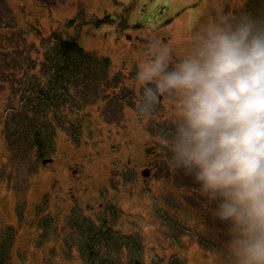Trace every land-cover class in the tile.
<instances>
[{
    "label": "rangeland",
    "instance_id": "374dc122",
    "mask_svg": "<svg viewBox=\"0 0 264 264\" xmlns=\"http://www.w3.org/2000/svg\"><path fill=\"white\" fill-rule=\"evenodd\" d=\"M106 1L109 4L108 11L111 19H118L121 21L120 23L113 21L110 24L113 27L107 24L101 27L90 25L89 28H86L87 25L85 24H79V26L65 31L58 28L59 24L75 17L78 11L77 8L74 11L75 14H67L68 11L65 10L73 11L72 6H64V9L58 7L46 11L44 14L47 15L49 24L46 25L47 21L44 20L42 24L37 25L36 29H31L23 21L17 24L15 19L4 12L3 6V10L0 11V50H2L0 52V67L4 69L15 64L16 71L22 73L34 71L33 68L39 70L44 65L51 66L50 59L54 57V36L62 35L67 39L78 36L81 47L97 53L99 58H97L98 61H86L81 70L76 71L81 72L78 83L74 81V75L68 76L67 79L71 78V82L76 86L81 85L82 101L87 100V104H91L92 99L99 96L103 82L107 80L104 77L108 75V70L104 66V58L109 59L112 71H118L117 76L120 75L122 84V79H128L132 81L129 84L130 87L135 88L136 78L132 80V77L134 71L137 69L138 72L140 68L139 66L136 68V65L143 64L144 58L133 56L132 40L139 44L140 48L147 47L143 40H148L153 50H157L158 43L166 46L171 45V49L180 56L170 62V65L175 66L190 54L192 42L189 38L195 31L199 30L200 25L214 21L218 14L229 15L233 20L239 18L243 15V8L248 0ZM61 3L65 4L64 1ZM20 10L25 11L24 9ZM89 11L91 12V10ZM101 14L102 11H98L97 16ZM83 18L84 16L81 17V19ZM165 18L173 21L170 23L163 22ZM30 22H32V26L36 25L35 18H32ZM127 23L141 27V29L131 30ZM165 24H169L165 27L166 29L159 30V27ZM165 30H171L170 34H166ZM124 32H129L131 39L125 38L122 34ZM50 33L51 37L44 40L43 37H47ZM159 33L161 35H158ZM137 35L143 40H136ZM95 37L98 38L97 41H94ZM167 37L170 39L169 42L164 40ZM41 38L43 40L40 42ZM38 49L42 52H38ZM44 50H47L46 53H44ZM129 66L131 70L128 69ZM120 70H124L127 78L121 76ZM18 81H21L22 86L28 91L39 83V79L33 77L28 78V80L19 79ZM29 81L33 82L32 85L27 84ZM109 91L111 94L107 96L108 102L101 110L102 113L108 115V119L112 120L116 115L121 119L122 112H133V107L129 105L130 100L133 99L126 100L125 104L121 101L122 96H124L123 85H114ZM112 91H118L119 94L115 96ZM5 96L11 97L10 91L6 88H0V98ZM131 96L141 95L131 93ZM4 103L1 104L0 114H2L4 106L11 108V105ZM135 103H137V99H135ZM74 107L82 112V121H85L88 125L94 127L99 123L101 127L105 126L106 121L97 120L96 112L100 110L96 111V106L92 110L94 111L93 117L90 113L86 114L88 110L78 105H74ZM155 111L165 115L168 111L171 112L172 109L166 101L162 104L159 103ZM13 112L16 113L17 110ZM177 115L176 112L173 113L174 119L171 122L165 120V118H169L168 115L159 117L163 134L168 129L174 130L175 125L173 124H176L175 118ZM2 131L0 130V138L3 141L4 134H6V137L13 133L9 126L6 127L4 132ZM106 138V133L102 135L89 133L86 137H82V143L102 148L107 143ZM68 141L72 143V140ZM8 144H14V141ZM67 153L68 149L61 146L52 153V156L47 153L48 157H53V164L44 167L39 165L36 156L31 159L28 156L24 157L22 153L16 152L13 153L10 159L4 155V149L0 145V159H3L4 162L0 167V240H3L7 245L11 241H15L9 249L11 264H56L54 260L56 253L68 254L69 251L74 249L73 255L77 259L75 264L85 263L76 247L72 246L70 248L71 242L67 240L68 238H59L58 240L63 241L62 244H58L57 240V235L61 236L65 232L69 235L66 229H68V226L71 227L74 218V216H68L71 212L69 211L70 208L67 209L68 202H63V199L68 198L69 195L59 193V190H55L52 186L54 177L58 182L64 174L63 159ZM14 155L16 161H14ZM111 161V156L107 152L103 153V160L90 164L91 175L97 180H103L104 166ZM120 172L117 173L118 176H121ZM182 176H189L192 182L171 186L169 190H165L164 187L161 189L162 186L157 184H147L145 189H139L135 183L125 185L113 183L112 187L116 197H121L120 193L123 190L134 186L132 188L134 196L138 200H142L139 203L131 204L124 198L120 203L119 211L114 209L113 212L123 227L122 229L120 225L118 227L116 225L121 234L125 233L128 239L133 237L130 236L132 234L134 235L132 239L135 241L144 239L145 247L138 251L132 248L128 239L122 240L121 255H119L120 249H118L116 243L110 246L108 251L104 252L101 257L93 260L92 263L136 264L140 262V255L143 256L142 252L144 251L145 262L157 260V263L154 264H228L229 252L227 245L232 238L230 234L231 225L229 222L221 221L215 215V209L220 201L212 200L206 194H201L199 191L200 185L194 181L192 176L185 174L184 169L182 170ZM65 183L66 180L63 178L61 184ZM83 185L86 186L85 193H88V196L95 194L96 183L80 184L77 186V190L82 191ZM155 198L157 200H154ZM196 200L200 201L202 205H198ZM152 205H154L153 211H151ZM109 206L104 207L108 208ZM93 208L94 210L100 209L98 207ZM133 215L145 217L147 224L142 227L134 224L130 220L134 217ZM41 218L43 220L38 223ZM155 219L161 227L169 225L171 231L161 233L159 237L154 238L158 233L155 225L149 224V222H155ZM90 221L94 227L104 228L101 221L91 219ZM51 222L53 226L57 227L58 231H64L58 232V234L57 231L53 234L50 233L47 227L51 225L47 224ZM103 223L105 222L103 221ZM76 227L81 233L89 231L86 226ZM175 228H178L179 231L176 232ZM80 244L86 254L87 261L90 252L94 254L99 252V244L96 241L90 243L86 237H83ZM63 247L65 248L64 251H62ZM123 255L124 261L122 260ZM129 258H131L130 262L127 261Z\"/></svg>",
    "mask_w": 264,
    "mask_h": 264
},
{
    "label": "clouds",
    "instance_id": "9594fccd",
    "mask_svg": "<svg viewBox=\"0 0 264 264\" xmlns=\"http://www.w3.org/2000/svg\"><path fill=\"white\" fill-rule=\"evenodd\" d=\"M190 54L172 66L170 48L149 51L136 74L148 104L181 97L168 161L219 200L229 222L228 264H264V20L218 14L190 36Z\"/></svg>",
    "mask_w": 264,
    "mask_h": 264
},
{
    "label": "flooded vegetation",
    "instance_id": "af4514ba",
    "mask_svg": "<svg viewBox=\"0 0 264 264\" xmlns=\"http://www.w3.org/2000/svg\"><path fill=\"white\" fill-rule=\"evenodd\" d=\"M21 1L23 4L30 5V10H27L25 6V12L22 14L18 12V0H0V11L4 6V12L11 16V18L15 19L17 24L18 22L23 21L25 24L27 23L31 29H36L38 24H42L44 20H47V15L44 14V12H46V4L51 5L56 2L55 0H33V3H31L30 0ZM34 2H39L43 8L36 10ZM32 18H35L36 20L35 26H32V22H30ZM172 21V19L165 18L163 22L170 23ZM127 24L131 30L141 29V27L135 26L131 23ZM167 25L169 24H165L163 26L161 25L159 30L166 29L165 27ZM111 27L113 26L111 25ZM170 32L171 30H165L166 34H170ZM122 34L125 38L131 39V34L129 32H124ZM158 35L161 34L159 33ZM136 40L141 41L143 39L137 35ZM164 40L168 42L170 41L169 37ZM143 41L147 47L140 48L139 44L133 42V40L131 42V47L133 56H138L140 58L143 57L145 62L149 59V51L154 52L156 50L151 48L148 40ZM160 46H162V44L158 43L157 49ZM168 47L171 50L168 56V61L170 63L175 58H178L179 55L171 49V45ZM0 52H2V50H0ZM141 65L142 64H137L136 68ZM128 69L131 70V67L129 66ZM106 70H108V75L107 77H104L107 80L103 82L102 90L99 92V96L93 98L91 104H87L88 101H82L81 85L76 86L71 81L63 82L61 80L59 85H55V87H53L59 89L60 96L58 97V103L67 106V113L62 115L59 129H56V138L53 148L54 151H57L59 146L67 148L68 153L65 154L63 159L64 174L61 179L57 182L55 177L52 174L51 175L54 177V183H52L53 188L55 190H59V193H65L66 195H70L76 191L80 192L77 190V186L80 184L89 185L96 183V196H88L92 205L89 206V204H87L86 207H88L89 210H91L92 207L100 208L95 210L93 208L91 213H89V217L93 221H104V226H107L108 228V226H112L113 223H116V220H119L113 212L114 209H116L114 205V198L116 197V194L114 193V189L112 187L113 183L116 185L135 183L136 187L139 189H145L147 184H157L162 186L161 189L164 187L165 190H169L171 186L191 183L192 180L189 176H182V168H173L170 166L168 161L171 159L172 154L169 150V143L171 140V134L174 130L168 129V131H165V134H163L160 127V116L168 115L169 118H165V120L171 122V120L174 119L173 113L176 112L178 115L175 118V121H177L179 117V104H181L180 97L162 96L160 104L168 101V104L172 109L171 112L168 111L165 115L154 111L150 115L140 116L137 113V110L148 104V100L142 94L141 84L135 80L136 83L134 87H136L132 88L129 85L132 81L128 79H122L123 84L121 83L120 75L117 76L118 71H112L109 68ZM119 72L122 77L124 76L127 78V75L124 74V70H120ZM136 74L137 69L134 71L132 80L136 78ZM32 77L39 79V84L44 88V90L48 87V85H51L49 82V75L44 73L42 67L36 71L31 70L30 72H20V74L16 71L15 64L7 66L4 69L0 67V88H6V90L8 89L11 94V97L5 96L0 98V107L2 102H5L4 104L11 105V108L4 106L3 112L0 114V130H3L2 132H4L6 127L9 126L13 132L11 134L14 135L17 133V127L19 128L18 117L13 111L18 109L20 103L17 89L23 88L21 81L18 80H28V78ZM118 84L123 85L124 88V96H122L123 98L121 97L122 103L125 104L126 100L133 99L132 101L130 100L129 103L130 107H133V112H122L121 119H119L116 115L114 119L110 120L108 119V115L102 113L101 110L108 102L107 96L111 94L109 89ZM112 93L115 96L119 94L118 91H112ZM131 93H138L141 96L132 97ZM135 99H137V103H135ZM73 104L88 110L86 111V114L90 113L92 114V117L94 115V111L92 110L96 106V111L100 110L99 112H96L97 120L106 121L105 126L101 127L100 124L97 123L93 127L88 125L85 121H82V112H79L76 107H74L75 109H72L70 106ZM87 119L90 120L91 118ZM89 133H97L98 135L106 133L107 143L102 146V148L83 144L82 137H86ZM5 135L6 134H4V141L0 138V145L4 149V152L7 151V147L9 148V146L10 151H16V142L14 141V144L9 145ZM68 140H72V143ZM44 152L47 153L46 148ZM105 152L111 156L112 161L108 163V165L104 166L103 180H97L93 177V175H91L89 167L90 164L95 163L98 160H103V153ZM52 158L44 157L43 160H41V164H43L44 167H49L53 164ZM3 163V159H0V167ZM118 172H120L121 176H118ZM123 172H125L124 175ZM63 178H65L66 183L62 185L61 183ZM63 188H65V190ZM132 188H134V186L123 190L120 193V196L125 198L131 204L139 203L142 200H138L134 196ZM83 193L88 195V193ZM154 200L157 199L155 198ZM63 202H69L71 206L70 210H74L78 208L79 199L76 195L72 194L68 198H64ZM196 203L198 205H202V203L198 200H196ZM108 205H110L108 208L104 207ZM151 207V211H153L154 205Z\"/></svg>",
    "mask_w": 264,
    "mask_h": 264
},
{
    "label": "trees",
    "instance_id": "16d2710c",
    "mask_svg": "<svg viewBox=\"0 0 264 264\" xmlns=\"http://www.w3.org/2000/svg\"><path fill=\"white\" fill-rule=\"evenodd\" d=\"M36 1V0H35ZM56 2L52 3L51 5L46 4V11L54 10L55 8L60 7V9H64V6H72L73 11L65 9L67 14H75V9L77 8V14L75 17L65 20V22L62 24L60 23L59 29L62 31L65 30H71L72 28H75L80 25H87L86 28H89L90 25L101 27L103 25H110L113 23V21H116L120 23L121 21L118 19H111L108 8L109 4L106 0H55ZM62 1L65 2L61 3ZM127 2L128 0H122ZM31 3H33V0H30ZM19 4V13H24L25 11L20 9H26L30 10V5L23 4L21 0H18ZM49 5V6H48ZM34 7L36 10L43 8V6L39 2H34ZM79 8L80 11H79ZM91 10V12L89 11ZM98 11H102V14L100 16H97ZM85 13V15H84ZM92 13V14H91ZM109 14V15H108ZM250 15L254 19H260L264 20V0H248L245 7L243 8V15ZM36 16V15H35ZM84 16L83 19L81 17ZM95 16V17H94ZM31 18V17H30ZM95 18L94 20H92ZM126 21V19H124ZM46 25L49 24L48 19L46 20ZM62 24V25H61ZM39 25V24H38ZM111 26V25H110ZM113 26V25H112ZM43 37V35H41ZM51 37V33L47 37H43V39H49ZM42 38L40 39L43 40ZM54 45L53 48L54 51V57L50 59L51 66L44 65L42 67L44 73L49 75V82L51 85H48V87L44 90V88L38 83L36 86L28 91L26 88H18L17 93L20 98V103L16 112V115L18 117V126L17 127V133L16 134H10L9 136H6V139L9 142H16V151H10L7 147V151L4 152V155L9 157L11 159L13 153H22L24 154V157L28 156L29 158H33L36 156V159L40 166H43L41 164V160H43L44 157L48 156L47 153H50L52 156V153L54 152L53 144L55 143L56 138V129H59V124L62 118V115L64 113H67L65 111L67 109V106L64 104L58 103V97L59 89L53 88L55 85H59L60 81H71V78L67 79L68 76L74 75V81L76 83L79 82V78H81V72L78 71V69L81 70V67L84 66L86 61H98L97 53L85 50L83 47H81V44L79 43L78 36L71 37L70 39H67L66 37L59 35L54 36ZM98 38L95 37L94 41H97ZM51 46V44H50ZM52 47V46H51ZM38 52H42V50H37ZM47 50H44V53H46ZM44 62V61H43ZM104 66L106 69L110 68V62L109 59L104 58ZM93 69L92 67H90ZM34 71H36L35 68H33ZM20 74V72H19ZM36 79V78H35ZM67 79V80H65ZM32 81L27 82L28 85H32ZM87 101V100H86ZM84 101V102H86ZM72 109L74 108V104L70 106ZM36 118V119H35ZM35 119V120H33ZM47 124V125H45ZM45 148L47 149V153H45ZM50 157V156H49ZM14 161H16V156L14 155ZM65 190V188H63ZM86 186H82V191L71 193L76 195V197L79 199L78 208L71 211L68 216L74 218L72 219L71 227L66 229L69 233L67 235V232H65L63 235L58 236L57 240L59 238L65 239L71 242L70 248L72 246L76 247V249L79 251V255L84 259V264H93L92 261L96 260L97 258L101 257L104 252H107L109 247L112 245L118 244V249L123 245L121 242L122 240H127L128 238L125 236V233L121 234V231L117 229L118 225L121 226L120 220H116V223H113L112 226H104V228L94 227L93 224L90 221L89 213H91L93 207L91 210L88 209L85 205L89 204L92 205V202L89 200L88 195L84 194ZM96 196V194H94ZM123 197H115L114 198V205L117 211H119V206L121 201H123ZM71 208L69 202L67 204V209ZM89 210V211H87ZM137 213V212H136ZM141 214V213H138ZM124 216V214H122ZM134 216V215H133ZM105 218V217H104ZM43 220L41 218L38 223ZM130 220L136 224L142 227L144 224H147V219L141 215L134 216L130 218ZM208 221V220H207ZM102 224L103 221H101ZM149 224L155 225V229L157 231V235H155L154 238L159 237V234L161 233H168L171 231V227L169 225H165V227H161L158 223V221L155 219V222H149ZM47 225H51L47 227V230L50 231V233L53 234V232H63L58 231L56 226H53L52 222L48 223ZM117 225V227H116ZM80 226H86L89 228V231L85 233H81L77 227ZM122 227V226H121ZM111 228V229H110ZM55 229V230H53ZM123 229V227H122ZM176 232L179 231L178 228L174 229ZM130 236H133L130 234ZM139 236V235H138ZM142 236V235H141ZM83 237H86L87 240L90 243H93V241H96V243L99 244V252L94 254L92 252L89 253V260L86 259V254L83 251L80 241ZM133 237L129 238L128 241L130 242L133 249H141L142 247H145L144 239L143 240H137L135 241L132 239ZM14 240L11 241L8 245L4 243L3 240H0V264H11V257L9 255V249L12 244H14ZM63 241L58 240V244H62ZM78 245V246H76ZM141 246V247H138ZM122 249L119 250V255L122 254ZM144 249V248H143ZM65 248L63 247L64 251ZM67 250V249H66ZM75 250V249H74ZM69 251V253L66 255L63 252L56 253L54 256V260L56 264H75L76 263V257L73 255V251ZM143 256L140 255V259L138 263L136 264H154L157 263V260H152L151 262H145L146 256L145 252H142ZM124 255L122 256V260L124 261ZM132 258V257H131ZM127 259V261L130 262V259ZM13 264V263H12Z\"/></svg>",
    "mask_w": 264,
    "mask_h": 264
},
{
    "label": "water",
    "instance_id": "95a60500",
    "mask_svg": "<svg viewBox=\"0 0 264 264\" xmlns=\"http://www.w3.org/2000/svg\"><path fill=\"white\" fill-rule=\"evenodd\" d=\"M162 99V97L160 98V100Z\"/></svg>",
    "mask_w": 264,
    "mask_h": 264
}]
</instances>
